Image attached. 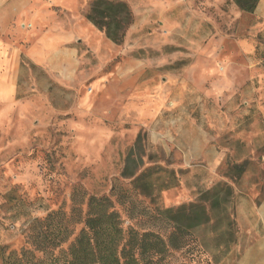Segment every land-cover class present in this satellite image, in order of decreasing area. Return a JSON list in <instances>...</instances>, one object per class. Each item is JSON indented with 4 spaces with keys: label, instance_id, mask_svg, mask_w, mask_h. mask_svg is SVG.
I'll return each mask as SVG.
<instances>
[{
    "label": "rangeland",
    "instance_id": "obj_1",
    "mask_svg": "<svg viewBox=\"0 0 264 264\" xmlns=\"http://www.w3.org/2000/svg\"><path fill=\"white\" fill-rule=\"evenodd\" d=\"M91 1L79 0L78 14L84 22ZM116 1L128 3L134 16L121 45L110 42L96 29L97 37H84L85 50L70 83H46L48 78L31 69L33 83L20 85L23 99L0 105V262L11 255L12 260L20 259V250H33V222L51 213L57 214L54 221L67 226L74 238L82 228L79 221L92 196L109 197L122 221L140 232L153 230L167 241L172 230L156 208L198 203L206 191L225 184L231 194L221 192L220 199L227 200L212 210L211 222L193 229L183 247H167L156 264H235L242 251L234 217L236 191L264 195L262 131L246 130L245 134L241 129L242 135L224 132L217 138L208 125L206 132L229 149L223 152L217 168L201 161L184 165L176 149L166 152L165 143L170 142L167 136L163 137L164 147L154 143L155 134L161 132L159 117H180L178 109L182 106L185 114L207 119L211 114L228 112V106L209 104L212 93L206 86V73L197 75L198 104L189 103L195 96L192 94H183L175 101L176 83L190 75L174 74V70L188 59L167 61L164 57L187 50L172 43L182 38L176 32L180 21L185 25L183 35L196 40L203 50L209 39L219 41L227 31L223 16L233 10L234 1ZM50 2L75 12L78 0ZM247 25L241 21L239 27ZM204 59L202 56L198 62ZM121 69L129 73L122 77ZM251 105L245 107L242 102L234 113ZM169 131L175 134V128L165 130ZM130 153L138 165L142 163L141 168L153 172L154 199L141 195L132 188V179L122 177ZM242 164L246 169L236 178L229 169ZM156 168L166 172L155 174ZM210 202H206L207 208ZM35 255L42 257L41 253Z\"/></svg>",
    "mask_w": 264,
    "mask_h": 264
},
{
    "label": "crops",
    "instance_id": "obj_2",
    "mask_svg": "<svg viewBox=\"0 0 264 264\" xmlns=\"http://www.w3.org/2000/svg\"><path fill=\"white\" fill-rule=\"evenodd\" d=\"M78 2L75 12H67L50 0H0V105L23 99L20 85L33 83L31 69L39 70L48 78L44 80L46 83L51 80L70 83L85 50L84 37L98 35L92 24L79 16L81 2ZM232 7L230 14L223 16L227 31L220 35L219 41L209 39L208 47L203 50L200 43L183 35L185 25L180 21V30L176 32L182 38L172 43L187 50L173 51L171 57H164L167 61L188 59L174 70V74L190 75L176 83L175 101L183 94H192L195 96L189 103L198 104L201 99L195 94L197 75L206 73V86L212 93L209 104L228 106V112L211 114L208 119L203 115L185 114L187 110L183 106L178 109L180 117H159L161 132L154 136L155 145L164 147L163 137L167 136L170 142L165 143L166 152L176 149L186 166L192 161H201L210 168L219 167L223 152L229 149L217 144L214 136L219 138L224 132L241 133V129L245 134L246 130L255 132L256 129L264 134V0H259L253 13L241 12L235 3ZM241 21L248 22L246 28L239 27ZM202 56L204 63L198 62ZM119 72L122 77L129 73L123 69ZM242 102L245 107L252 105L234 113L233 109ZM208 125L214 136L206 132ZM168 128H175V134L166 133ZM234 205L242 245L235 264H264V195L237 190Z\"/></svg>",
    "mask_w": 264,
    "mask_h": 264
},
{
    "label": "trees",
    "instance_id": "obj_3",
    "mask_svg": "<svg viewBox=\"0 0 264 264\" xmlns=\"http://www.w3.org/2000/svg\"><path fill=\"white\" fill-rule=\"evenodd\" d=\"M233 1L243 13H253L259 2V0ZM84 17L95 29L101 31L106 39L116 45L124 42L127 30L134 21L128 3L116 0H92ZM126 164L122 177L132 179V188L141 195L154 199V186L150 180L153 174L151 169L141 168L142 163L138 165L132 153L127 156ZM245 169L246 165L242 164L235 165L229 171L234 172L235 177L239 178ZM161 172L166 171L162 168L154 170L155 174ZM223 191L226 192V196L231 194L230 187L220 184L206 191L198 203L179 205L175 209L156 208L155 212L163 217L172 230L167 236V241L153 230L140 232L131 223L128 225L129 222L122 221L120 212L114 208L109 197L92 196L88 200L84 218L79 221L82 228L74 238L67 226L54 221L57 214H48L43 220L33 222L43 227L42 230H37L35 225L32 227L30 240L34 249L20 250V259L12 260L11 255L4 258L3 264H156L158 258L166 253L167 247L176 250L183 247L193 229L211 222L212 210L227 200L220 199ZM209 201L211 207L207 208L205 204ZM36 253H41L42 257H37Z\"/></svg>",
    "mask_w": 264,
    "mask_h": 264
}]
</instances>
